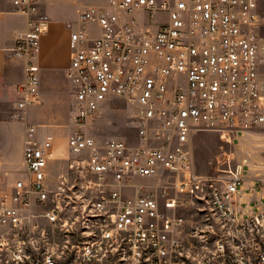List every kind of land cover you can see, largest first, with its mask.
I'll return each mask as SVG.
<instances>
[{
	"label": "built area",
	"instance_id": "obj_1",
	"mask_svg": "<svg viewBox=\"0 0 264 264\" xmlns=\"http://www.w3.org/2000/svg\"><path fill=\"white\" fill-rule=\"evenodd\" d=\"M13 3L27 16L10 48L25 60L24 109L39 102L48 16ZM78 22L74 128L62 150L25 125L24 169L0 171V264H264V199L241 200L245 163L223 151L202 172L193 150L200 131L234 144L264 130L259 0H108ZM115 99L131 105L136 143L87 129Z\"/></svg>",
	"mask_w": 264,
	"mask_h": 264
},
{
	"label": "crops",
	"instance_id": "obj_2",
	"mask_svg": "<svg viewBox=\"0 0 264 264\" xmlns=\"http://www.w3.org/2000/svg\"><path fill=\"white\" fill-rule=\"evenodd\" d=\"M107 1L100 4H106ZM38 2L39 9L48 16V27L41 36L40 51L36 57V62L40 66L41 78L39 102L28 105L24 109H19L17 106L19 96L16 92L17 86L25 79V60L12 55L10 48L13 46L16 36L26 29L27 16L16 10L13 0H10V4L12 3L13 6L2 8L0 5V100L5 97L17 98L15 105L19 110L14 114V119L4 120L0 118V171L5 180L14 179L18 176V170L24 169L25 125L34 124L37 126L41 137L49 136L54 139L52 131L49 130L44 133L40 127L57 123L66 116L67 105L69 103L72 105L74 102L73 91L70 87L72 83L66 74L71 59L70 37L72 30L80 28H75L74 23L76 20L78 21L80 12L87 6L82 9L79 8L76 15H71V8H63L56 3V0H38ZM263 3L264 0H259L260 8L264 13ZM75 113L76 111L71 109L70 117L73 124ZM13 141H15L14 154L9 149ZM253 148H255L253 154L262 158L263 161L251 160L246 154L244 155L247 157L242 158V147L241 149L236 148L237 155H240L241 161L245 163L244 166L252 163L255 171L252 176H249L248 182L242 186L244 176L239 191L241 200H249L252 204L258 205L264 199V155L261 153L264 144L253 146ZM18 152L22 157L21 167H13V156H18ZM9 175H13L12 179H8Z\"/></svg>",
	"mask_w": 264,
	"mask_h": 264
},
{
	"label": "rangeland",
	"instance_id": "obj_3",
	"mask_svg": "<svg viewBox=\"0 0 264 264\" xmlns=\"http://www.w3.org/2000/svg\"><path fill=\"white\" fill-rule=\"evenodd\" d=\"M107 0H56V3L61 5L63 8H71V15H76L77 11L90 4H100ZM1 7L7 8L10 4V0H1ZM264 8V3L262 4ZM165 17V16H163ZM81 24L76 20L74 27L78 28ZM72 91V84H71ZM17 93V92H16ZM17 98L5 97L0 100V118L14 119V114L19 110L15 105ZM71 109L75 110V99L72 105H67L66 116L62 117L57 123H51L40 127L42 132L52 131L54 139L62 150L66 149V138L68 134L73 130V121L71 120ZM132 111L131 105L122 99H115L109 104L105 105L93 118L90 120L87 129L92 132L97 138H107L108 136H119L128 138L131 143L137 142L136 129L134 128L132 119L129 117V113ZM19 128V127H18ZM15 134V132H13ZM13 134V135H14ZM240 138L245 136L246 138L242 141L236 140L234 144H230L222 140L217 132L214 131H200L196 134L194 141V156L198 170L211 171L214 164L216 163L217 156L223 151L230 152L235 156V161H241V156L237 155L236 148L241 149L242 158L249 157L254 161H263L262 158L256 157L253 154L255 148L253 146H262L264 144V130L253 129L248 132H241ZM15 141H13L9 147L10 150L15 153ZM1 145V143H0ZM252 146V147H251ZM264 155V148L261 151ZM246 154V155H244ZM18 156H13V167L20 166L22 162L21 154L18 152ZM23 166V163H22ZM254 167L252 163L244 166V186L249 176L254 174ZM13 175H9L8 179H12ZM147 182V181H145Z\"/></svg>",
	"mask_w": 264,
	"mask_h": 264
}]
</instances>
